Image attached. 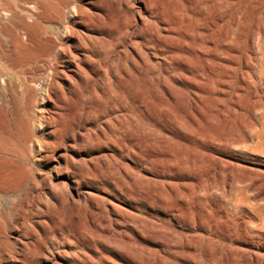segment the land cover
Instances as JSON below:
<instances>
[{
	"label": "rangeland",
	"instance_id": "374dc122",
	"mask_svg": "<svg viewBox=\"0 0 264 264\" xmlns=\"http://www.w3.org/2000/svg\"><path fill=\"white\" fill-rule=\"evenodd\" d=\"M225 2L221 89L111 114L112 0H0V264H264V0Z\"/></svg>",
	"mask_w": 264,
	"mask_h": 264
},
{
	"label": "bare ground",
	"instance_id": "6f19581e",
	"mask_svg": "<svg viewBox=\"0 0 264 264\" xmlns=\"http://www.w3.org/2000/svg\"><path fill=\"white\" fill-rule=\"evenodd\" d=\"M112 2L117 26L113 31L105 32L108 51H99L97 53L99 65L91 66L90 69L92 75L98 74L99 71L103 73L100 78L106 80L105 93L111 114L120 103L117 97L113 99L111 96L115 91L126 94L129 90L137 92L147 90L163 96L180 91L190 92L192 89L212 92L221 89L220 87L227 83L222 81L229 78L225 72L226 38L234 19H230L227 14L225 0H112ZM87 3L91 8H98L95 2ZM81 56L85 63H89L84 55ZM160 56L162 63L152 61ZM99 89L103 91L102 86L99 88L94 86L92 92L96 94V90ZM81 111L83 114L84 109ZM22 209L23 213L16 215L17 218L22 219L25 211L30 210L28 201L23 202ZM186 211L189 216L194 213V209L188 207ZM197 219L202 224L210 221L201 213ZM228 223L224 222L222 228L216 227L218 233L225 232L230 236L226 233L230 231ZM246 238L241 234V238H236V241L245 244ZM216 242L218 243L216 258L219 260L218 258H222L221 250L224 251L225 245L219 240ZM234 251L250 253L239 249Z\"/></svg>",
	"mask_w": 264,
	"mask_h": 264
}]
</instances>
